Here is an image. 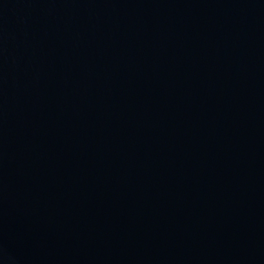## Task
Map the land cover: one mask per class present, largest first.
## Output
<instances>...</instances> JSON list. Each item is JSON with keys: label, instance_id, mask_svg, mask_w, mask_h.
I'll return each mask as SVG.
<instances>
[{"label": "water", "instance_id": "95a60500", "mask_svg": "<svg viewBox=\"0 0 264 264\" xmlns=\"http://www.w3.org/2000/svg\"><path fill=\"white\" fill-rule=\"evenodd\" d=\"M0 264H264V0H0Z\"/></svg>", "mask_w": 264, "mask_h": 264}]
</instances>
